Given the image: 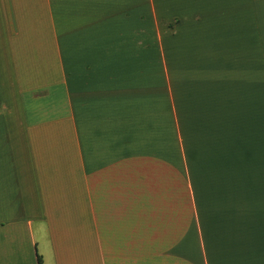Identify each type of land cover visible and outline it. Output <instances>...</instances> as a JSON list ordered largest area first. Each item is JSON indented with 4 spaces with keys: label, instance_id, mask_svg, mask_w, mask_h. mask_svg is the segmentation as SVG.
<instances>
[{
    "label": "crops",
    "instance_id": "0c3cea01",
    "mask_svg": "<svg viewBox=\"0 0 264 264\" xmlns=\"http://www.w3.org/2000/svg\"><path fill=\"white\" fill-rule=\"evenodd\" d=\"M0 264H264V0H0Z\"/></svg>",
    "mask_w": 264,
    "mask_h": 264
}]
</instances>
